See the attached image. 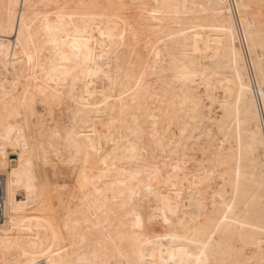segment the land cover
Instances as JSON below:
<instances>
[{"label":"bare ground","instance_id":"1","mask_svg":"<svg viewBox=\"0 0 264 264\" xmlns=\"http://www.w3.org/2000/svg\"><path fill=\"white\" fill-rule=\"evenodd\" d=\"M0 264H264V0H0Z\"/></svg>","mask_w":264,"mask_h":264},{"label":"built area","instance_id":"2","mask_svg":"<svg viewBox=\"0 0 264 264\" xmlns=\"http://www.w3.org/2000/svg\"><path fill=\"white\" fill-rule=\"evenodd\" d=\"M2 182L0 181V199H1V193H2V187H1ZM0 209H1V204H0ZM1 212V211H0Z\"/></svg>","mask_w":264,"mask_h":264}]
</instances>
